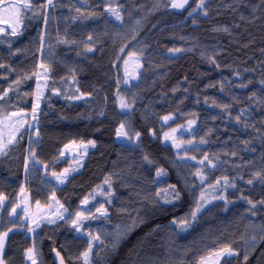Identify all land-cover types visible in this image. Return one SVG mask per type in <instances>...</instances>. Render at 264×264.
<instances>
[{"label":"trees","instance_id":"1","mask_svg":"<svg viewBox=\"0 0 264 264\" xmlns=\"http://www.w3.org/2000/svg\"><path fill=\"white\" fill-rule=\"evenodd\" d=\"M171 1L53 0L42 7L47 0H30L20 33L0 35V115L30 116L40 79L46 83L35 111L38 140L22 133L0 160V214L21 187L29 151L34 201L47 200L36 194L40 185L69 212L100 194L106 223L132 227L117 248L97 246L88 264H200L225 247L236 254L220 264H264V234L248 255L243 246L251 224L264 229V0H204L203 7L193 0L181 13L170 10ZM130 56L140 71L128 83ZM122 98L131 107L121 108ZM121 124L128 143L119 141ZM188 126L176 138L180 148L165 140ZM70 143L89 148L58 162ZM181 159L197 167L186 180L176 166ZM46 165L70 170L64 187L44 182ZM172 186L179 199L170 203ZM198 203L189 228L173 223ZM6 232L5 264H30L33 247L39 264H55L54 248L68 264H84L90 244L63 221L43 225L34 245L27 226Z\"/></svg>","mask_w":264,"mask_h":264},{"label":"rangeland","instance_id":"2","mask_svg":"<svg viewBox=\"0 0 264 264\" xmlns=\"http://www.w3.org/2000/svg\"><path fill=\"white\" fill-rule=\"evenodd\" d=\"M25 2H30V0H25ZM20 3L21 0H0V28L4 29L3 32H0V35L6 32L11 33L12 28H16L17 34L20 33L23 26V17L25 15V11L23 9H20L19 14H17L16 8L12 7V5L14 4L19 5ZM49 16L50 14L48 13L47 23H49ZM54 22L58 23L59 20L56 18ZM43 36L44 39L42 45V52L43 54H45L46 51L51 48V46L48 44L45 33ZM125 71H126L128 83L136 81L137 74L140 71V60L135 56H130L127 59V65L125 64ZM45 88H46L45 80L40 79L38 83V90H37L34 107L37 106V103L44 96ZM38 96H39V100H37ZM123 109L126 110L127 108H123ZM13 113H17L18 115H12ZM35 114L36 112L33 113V109H32V113L30 112V116H28L26 112L23 111L12 112L9 115H0V136H2L3 141L7 143L9 136H15V139L11 144L8 145L4 154H0V160L8 156V154L11 151V148L16 144L18 137L22 133L27 131L30 139L31 140L33 139V142H36L38 140L37 124L34 118ZM190 130H191L190 126H188L185 129V131H183L182 129H176V132L174 133L175 143H173V140L171 138L167 139V141H170V143L176 146V144H178L176 139L178 135L182 132H186ZM121 131L127 132L126 128H124ZM168 134L170 137L173 135L172 131L169 132ZM119 141L123 143H128L127 136H123V135L119 136ZM88 148L89 145L85 143H77L76 145H70L61 152L58 162H63L68 159L74 160V158L79 152L86 153ZM7 159L8 157L4 158V160ZM176 166L179 170L180 175L184 178V180L187 179L186 175L188 174L192 175V172L194 170L196 171L197 169V167L193 164L192 160L189 159H181L176 163ZM31 167H33L32 158L30 152L28 151L25 155V159L23 163L25 178H23L21 181V187L19 188V191L15 195L13 201L9 203L7 208L4 209L3 212L0 214V220H2V222L0 221V233L6 232L7 228L14 225L27 226L28 227L27 238H30L32 240V245H34L33 237L35 236V233L38 232L40 228H42L43 225L45 224L56 225L59 222L63 221L66 224L70 225L72 228H75L72 225L71 221L75 219V214L77 212L84 213L85 215L88 216L95 214L98 218L87 219L82 221V227L80 228L79 231H77V229L75 228L77 234L79 236L87 238L89 240V243H91L92 245V249L91 252L89 253L88 259L85 260L83 258V263L88 264L93 259V251L97 246L107 245L108 247L117 248L120 242H122L131 231L132 227L123 226L121 224L109 226L104 219V217L107 214L101 215L100 213L96 212V209L100 208L101 205H103V207L106 209V197L100 194L96 195L95 198L91 200L88 199L87 204L82 203L76 211L65 212L64 211L65 207L57 199L52 198L47 193H45L44 188L40 185L38 191L36 190V194H38V192H43L44 194L42 195V197L44 196L45 198L47 197V200L44 202V199L42 198L43 202L41 201L39 202V205H37L36 203L37 200L34 201L33 199V193H30L27 189V184L31 181L28 180L26 181V179L28 178L29 174L32 173L31 171L34 170V168L31 169ZM53 173L54 172H52L51 168L48 165H46L43 167V175L41 178L44 180V182H50L51 184L59 188L64 187L69 180V173L67 175V179L64 180L63 183H61L60 180L56 179ZM15 180H18V177ZM185 184L189 186V183L187 181H185ZM172 194H173L172 190H168L166 193V200L168 202L170 201V203L177 200L176 198H173ZM61 205L63 207H60ZM195 207L196 205L192 206L190 211H188L186 214L181 216V218H179L178 221L186 219L189 221V224L191 226L196 221V218L195 220H192L191 217V212L195 209ZM13 209H15V212H13ZM57 209H59V211L63 213V217H64L63 219L59 218ZM50 220H54L55 223H50L49 222ZM34 221L36 223H34ZM37 223H39V227L36 226ZM89 233H91L92 236H99V239L92 240L91 236H89ZM263 234H264V229L261 225L258 224L250 225L249 233L243 244L245 255H248L253 250V248L258 243V241L263 236ZM118 235L120 238L117 241ZM7 238L5 240V244ZM235 254L236 252L232 251V255H228L226 253L221 254L219 257H217L216 255H212L206 258L204 262L205 264H220L222 259L231 258ZM35 258L37 264H39L37 255Z\"/></svg>","mask_w":264,"mask_h":264},{"label":"snow or ice","instance_id":"3","mask_svg":"<svg viewBox=\"0 0 264 264\" xmlns=\"http://www.w3.org/2000/svg\"><path fill=\"white\" fill-rule=\"evenodd\" d=\"M187 2H188V0H172L171 6L173 8H183L185 6V4H187ZM52 4H53V0H47V4L46 5H43L42 7H47L48 5H52ZM203 5H204V0H200V5H198V7H203ZM12 7L13 8H16L17 14H19V10L20 9H23L24 11H29L31 9L32 5H31L30 2H25V0H21V3L19 5H15L14 4V5H12ZM79 11L80 10L77 9V12H79ZM109 11L113 13V15L116 17L117 20H121L122 19V16H121V14H120V12H119L118 9H116V8H109ZM190 15H191V13H190ZM3 31H4V29L0 28V32H3ZM11 34L12 35H16L17 34L16 28H12ZM89 50H91V49H89ZM121 51H123V49H121ZM170 51L178 52V51H180V49H171ZM125 64L127 65V61H125ZM126 71H127V69H126ZM17 83H19V82H17ZM6 94L7 93H5V95ZM77 98H79V97H77ZM37 100H39V96L37 97ZM120 106L122 108H129V107H131V105L128 104L123 98L121 99V105ZM37 107H38V104H37ZM35 111H36V107L33 108V113H35ZM12 115H18V114L17 113H13ZM163 119L164 120H168V119H171V117L170 116H166ZM237 119L239 120V117H237ZM191 123H194V121L190 122V124ZM120 129L121 130L124 129V125L123 124H121ZM121 130H118V132H117V135L118 136H121V135L128 136V133L126 131H121ZM17 131H18V129H17ZM175 132H176V129H173L172 130L173 135L171 137L169 136L168 133H165V135H164L165 140L171 138L173 140V143H175V136H174V133ZM38 134L39 133L37 132V135ZM139 135H140V133H136L137 138L139 137ZM129 138H131V137H129ZM14 139H15V136H9L7 143H5L3 141L2 136H0V154H4V152L7 149L8 145L11 144ZM89 143L92 146H95V141H89ZM189 143H191V141H189ZM176 146L177 147H180V144H176ZM145 159H147V157H145ZM192 159H195V157H192ZM205 159H207V157H205ZM201 163H203V161H201ZM73 170H75V169H73ZM69 171L70 170L66 168V169L63 170L62 173H60V174L53 173V175L56 177V179L60 180V182L63 183L64 180L67 179V175H68ZM162 171H163L162 169L161 170H158L157 176L161 175L162 174ZM197 175H200L201 176V180L204 179V177H203V175L201 173L198 172ZM256 175L259 176L260 174L257 173ZM224 179H225V182H227V178H224ZM105 183H107V184L110 185V181L107 180V179L105 180ZM216 183L219 184L220 181H217ZM248 183L251 184L252 181L250 180V181H248ZM172 191L175 194V198L176 199H179V193L176 192L175 186H172ZM109 195H111V193H109ZM3 199H4V197L2 195H0V201H2ZM201 199L202 200L204 199L203 193L201 194ZM36 203H37V205H39V201H37ZM82 203L87 204L88 203L87 198L84 201H82ZM260 203L264 204V201H261ZM60 207H63V206L61 205ZM201 208H202V205L198 203L197 206L195 207V209L191 212L192 220H195L196 215H197V213L199 211H201ZM64 211L66 212L67 209H64ZM13 212H15V209H13ZM96 212L97 213H100L101 215H106L107 214V209H105L103 207V205H101L100 208H97L96 209ZM57 213H58L60 219H63L64 218L63 217V213L60 212L59 209H57ZM96 218H98V217L95 214H92L91 216H88V215H85L84 213L77 212L75 214V219H73L71 221V223L77 229V231H79L80 228L82 227V221L87 220V219H96ZM49 222L50 223H55L54 220H50ZM34 223H36V222L34 221ZM173 223H179L180 226H181V228H186V227H189L190 226L189 221L186 220V219L185 220H181V221H173ZM36 226L39 227V223H37ZM9 231H11V229H9ZM30 231H31V229H30ZM7 235H8L7 232L0 233V264H5V261L3 259L2 253H3L4 244H5V240L7 238ZM89 236H91L92 240H98L99 239V236H92L91 233H89ZM119 238L120 237L118 235L117 236V241L119 240ZM91 249H92V245L90 243L89 244V247H88V250L85 253H83V258L85 260L88 259L89 253L91 252ZM224 253H226L228 255H232V249L230 247H225V248L221 249L220 252L215 253V255L217 257H219L221 254H224ZM56 255L58 257H60V253L59 252H57ZM27 256H28L29 260L31 261V264H37L36 258H35L36 257L35 247L29 248L27 250ZM245 260H247V256L245 257ZM60 264H64V261H63V258L62 257H60ZM200 264H205L203 258H201Z\"/></svg>","mask_w":264,"mask_h":264},{"label":"water","instance_id":"4","mask_svg":"<svg viewBox=\"0 0 264 264\" xmlns=\"http://www.w3.org/2000/svg\"><path fill=\"white\" fill-rule=\"evenodd\" d=\"M192 1L193 0H188L187 4H185V6L183 8H173L170 5V10L172 12H175V13H181V12L185 11L190 6V4L192 3ZM171 4H172V1H171ZM5 200H6V198L4 197V199L2 201H0V205L1 206L4 205ZM57 252H59V250L57 248H54L53 251H52V256H53V259H54L55 264H60V257L63 258L64 264H68L67 261L65 260V258L63 257V255L60 252H59L60 253V257H58L56 255Z\"/></svg>","mask_w":264,"mask_h":264},{"label":"crops","instance_id":"5","mask_svg":"<svg viewBox=\"0 0 264 264\" xmlns=\"http://www.w3.org/2000/svg\"><path fill=\"white\" fill-rule=\"evenodd\" d=\"M38 138H39V136H38ZM77 143H70V144H68V145H66L65 147H63L62 149H61V151H60V154H59V157H60V155H61V152L64 150V149H66L68 146H70V145H76Z\"/></svg>","mask_w":264,"mask_h":264}]
</instances>
